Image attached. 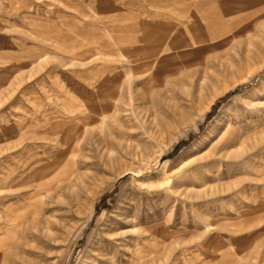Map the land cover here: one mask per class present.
<instances>
[{
  "label": "rangeland",
  "instance_id": "obj_1",
  "mask_svg": "<svg viewBox=\"0 0 264 264\" xmlns=\"http://www.w3.org/2000/svg\"><path fill=\"white\" fill-rule=\"evenodd\" d=\"M0 264H264V0H0Z\"/></svg>",
  "mask_w": 264,
  "mask_h": 264
}]
</instances>
